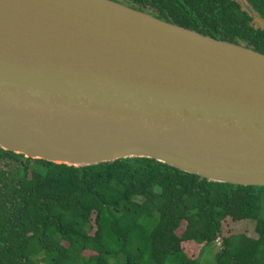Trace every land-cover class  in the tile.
<instances>
[{
	"label": "water",
	"instance_id": "water-1",
	"mask_svg": "<svg viewBox=\"0 0 264 264\" xmlns=\"http://www.w3.org/2000/svg\"><path fill=\"white\" fill-rule=\"evenodd\" d=\"M0 149L264 187V54L114 0H0Z\"/></svg>",
	"mask_w": 264,
	"mask_h": 264
},
{
	"label": "trees",
	"instance_id": "trees-1",
	"mask_svg": "<svg viewBox=\"0 0 264 264\" xmlns=\"http://www.w3.org/2000/svg\"><path fill=\"white\" fill-rule=\"evenodd\" d=\"M114 1L264 54L263 27L225 0ZM227 221L250 224L254 237H222ZM216 241V264H264V187L141 158L81 168L28 159L10 178L0 169V264H199Z\"/></svg>",
	"mask_w": 264,
	"mask_h": 264
},
{
	"label": "flooded vegetation",
	"instance_id": "flooded-vegetation-1",
	"mask_svg": "<svg viewBox=\"0 0 264 264\" xmlns=\"http://www.w3.org/2000/svg\"><path fill=\"white\" fill-rule=\"evenodd\" d=\"M225 1L232 4V6H236L242 12H245V14H250V16H252V23L255 26L261 27L259 25V23L256 22V20H258V19L260 22H262L264 24V18L261 15L258 14L259 16H257V15L253 16V14H255L254 12H256V11L254 10V8L251 7L250 0H225ZM255 1H257L258 4L264 8V0H255ZM238 5H240V7ZM147 14H149V13H147ZM152 16H154V15H152ZM154 17H156V16H154ZM263 30H264V28H263ZM15 155H17V154H15ZM17 156H22V155H17ZM25 160H28V159L25 158L24 156H22V159L16 158V157H10V158L9 157H6V158L0 157V169H2V171H5L7 176L10 178L11 176L14 175V173H15V175H17L18 171L22 170L23 163L25 162ZM29 160H31V159H29Z\"/></svg>",
	"mask_w": 264,
	"mask_h": 264
},
{
	"label": "rangeland",
	"instance_id": "rangeland-1",
	"mask_svg": "<svg viewBox=\"0 0 264 264\" xmlns=\"http://www.w3.org/2000/svg\"><path fill=\"white\" fill-rule=\"evenodd\" d=\"M184 229V224L182 225L181 229L177 231V235H181ZM231 234H245L249 237H254L253 226L248 223L245 224H234L230 221H227L223 225L222 229V237H226ZM190 251L194 252L193 254H197V250L194 248ZM220 251V245L211 244L204 248L201 252V256L199 257L198 261L199 264H216V256ZM118 264H122V261H119Z\"/></svg>",
	"mask_w": 264,
	"mask_h": 264
},
{
	"label": "built area",
	"instance_id": "built-area-1",
	"mask_svg": "<svg viewBox=\"0 0 264 264\" xmlns=\"http://www.w3.org/2000/svg\"><path fill=\"white\" fill-rule=\"evenodd\" d=\"M216 244H217V245H220V242H219V241H216Z\"/></svg>",
	"mask_w": 264,
	"mask_h": 264
}]
</instances>
